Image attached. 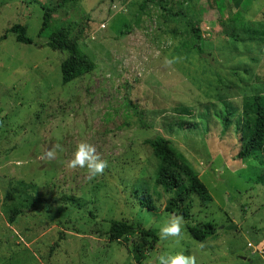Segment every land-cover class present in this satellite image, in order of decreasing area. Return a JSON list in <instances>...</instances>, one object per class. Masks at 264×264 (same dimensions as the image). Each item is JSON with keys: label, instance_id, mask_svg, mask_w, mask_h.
Returning <instances> with one entry per match:
<instances>
[{"label": "rangeland", "instance_id": "obj_1", "mask_svg": "<svg viewBox=\"0 0 264 264\" xmlns=\"http://www.w3.org/2000/svg\"><path fill=\"white\" fill-rule=\"evenodd\" d=\"M55 2L0 0V264H155L158 255L181 251L197 264H264V152L238 159L235 128L223 133L216 119L200 117L207 103L217 105L208 114L222 100L240 110L243 98L264 94V56L234 45L221 25L237 11L264 23V0H242L237 10L233 0L68 3L48 33L68 30L95 69L66 85L67 54L48 46V33L38 36L41 4ZM187 17L199 36L189 33ZM13 25L25 26L32 44L17 42ZM166 57L181 60L166 65ZM155 138L186 158L209 200L189 196L182 238L158 236L148 250L151 238L113 240L110 226L120 221L158 235L172 214V195L154 183L158 160L147 142ZM81 141L108 161L102 176L67 167ZM57 143L63 152L46 158ZM140 189L155 211L140 205ZM188 224H211L213 234L196 241Z\"/></svg>", "mask_w": 264, "mask_h": 264}, {"label": "trees", "instance_id": "obj_2", "mask_svg": "<svg viewBox=\"0 0 264 264\" xmlns=\"http://www.w3.org/2000/svg\"><path fill=\"white\" fill-rule=\"evenodd\" d=\"M77 0H56L54 4H41L43 10L42 24L38 36L45 35L51 30L53 25V16L68 3H75ZM115 1V0H111ZM252 1V0H251ZM234 8L240 7L242 0H233ZM163 6V5H162ZM164 7V6H163ZM179 16L181 13H175L173 16ZM188 31L191 35H198V30L194 25V18L187 17ZM226 29L230 31L228 37L236 45L238 42L248 47L249 52L264 56V23L246 20L240 12H236L228 19ZM8 32L15 34L17 42L30 45L32 40L26 36V27L22 25H13ZM2 37L1 39H4ZM48 46L53 51H60L67 54L65 60L60 65L61 82L66 85L73 80L91 73L95 69L94 62L80 49L75 38H70L68 30L58 28L48 33ZM237 50V47H236ZM200 54L205 55L203 52ZM216 107L214 103H207L204 112L200 117H211L216 119L225 133L232 126L238 134L239 151L237 158L248 159L257 153L264 152V94H254L242 99L240 110L227 100H222L218 106V111L208 114L210 107ZM191 123H183L182 126H192ZM152 150L154 157L158 160L154 183L163 189L165 193L172 196L168 200L166 211L174 213L179 210V214L183 215L185 220H189V208L191 200L189 196L196 195L201 202H207L209 195L206 187L188 164L186 158L172 147L170 141L164 138H155L147 142ZM260 180L264 184V162ZM138 200L142 207L149 211H155L156 207L152 203L150 196L143 195V191L137 190ZM16 211H13L9 217V221L13 222ZM188 234L196 241L203 242L207 236L213 234L211 224L204 225H187ZM138 233L145 238H151L148 250H152L158 241L157 231L153 229H140L132 227L124 222L113 221L110 226V238L119 240L123 237ZM139 250V249H136Z\"/></svg>", "mask_w": 264, "mask_h": 264}, {"label": "clouds", "instance_id": "obj_3", "mask_svg": "<svg viewBox=\"0 0 264 264\" xmlns=\"http://www.w3.org/2000/svg\"><path fill=\"white\" fill-rule=\"evenodd\" d=\"M172 41H169L171 44ZM180 57L165 58L166 65H172L179 63ZM63 147L57 143L53 147L46 150L44 156L48 159H55L58 152H63ZM67 167L69 169H86L90 179H95L98 176H102L105 170L109 167L108 161L103 159L97 152L96 147L88 142L81 141L72 155V158L67 161ZM185 224V218L183 215H177L175 213L169 214L165 222L159 228V239L161 241H167L172 238L178 241L182 238V229ZM203 244L200 245L203 248ZM155 264H197L195 255H186L184 252L162 253L158 255Z\"/></svg>", "mask_w": 264, "mask_h": 264}, {"label": "built area", "instance_id": "obj_4", "mask_svg": "<svg viewBox=\"0 0 264 264\" xmlns=\"http://www.w3.org/2000/svg\"><path fill=\"white\" fill-rule=\"evenodd\" d=\"M248 247H249V248H250V247H253V245H252L251 243H249V244H248ZM259 253H262V254H263L264 251H261V252H259Z\"/></svg>", "mask_w": 264, "mask_h": 264}]
</instances>
